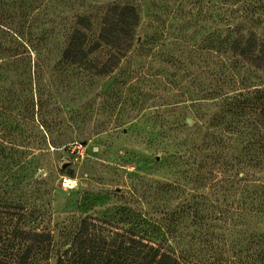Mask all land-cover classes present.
I'll return each mask as SVG.
<instances>
[{"label":"rangeland","instance_id":"rangeland-1","mask_svg":"<svg viewBox=\"0 0 264 264\" xmlns=\"http://www.w3.org/2000/svg\"><path fill=\"white\" fill-rule=\"evenodd\" d=\"M255 89L264 0H0V257L264 264Z\"/></svg>","mask_w":264,"mask_h":264},{"label":"trees","instance_id":"trees-1","mask_svg":"<svg viewBox=\"0 0 264 264\" xmlns=\"http://www.w3.org/2000/svg\"><path fill=\"white\" fill-rule=\"evenodd\" d=\"M91 42L92 44L98 43V40H89V43ZM101 42L107 44L106 42ZM247 93L249 94L250 92ZM244 95L240 94L238 98L233 99L232 108L235 112L240 111L245 114L248 108H252L251 105L258 106V103L264 100V92L257 89L254 90L252 99L251 97L244 98L246 97ZM253 99L256 102L253 103ZM104 246V250L101 253L95 251L91 245L82 253L72 247L68 252L73 253L76 250L77 252H74V256L67 260L59 257L57 264H186L185 261L171 251L134 235H119L115 245L111 246L105 242ZM98 255L100 260L96 262ZM0 264H24V257L17 254L10 259L0 257Z\"/></svg>","mask_w":264,"mask_h":264}]
</instances>
